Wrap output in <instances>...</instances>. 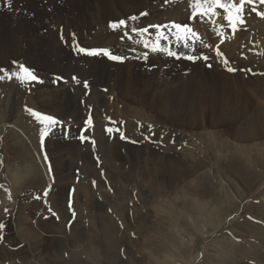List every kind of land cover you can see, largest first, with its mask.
Here are the masks:
<instances>
[{
	"label": "rangeland",
	"instance_id": "1",
	"mask_svg": "<svg viewBox=\"0 0 264 264\" xmlns=\"http://www.w3.org/2000/svg\"><path fill=\"white\" fill-rule=\"evenodd\" d=\"M13 1L18 11L31 9L30 0H12L11 4ZM2 5H7V0H0V7L7 14L8 10ZM257 10L264 12V4H257ZM141 12L147 15L141 17ZM190 14V0H146L143 10H135L129 15H138L139 19L128 23L143 27L187 22L206 44L213 48L219 46L229 61L228 66L237 68L235 73L226 71L221 63L215 62L214 53H210L213 56L211 68L203 61H176L163 54H150L147 63L137 60L125 50L130 42L120 40L122 31L109 29L110 21L107 20L93 21L83 36L74 31L76 38L82 46L113 47L117 54H128L125 62L82 58L72 51L71 45H65L68 50L63 65L46 71L43 67L33 66L29 57L21 56L17 49L20 46L14 43L17 39L9 33L13 36L9 42L11 55L10 58L5 56L6 51L0 47V67L18 70L12 64L18 60L34 69L44 83L33 84L29 90L28 86L19 87L14 79L0 81V119H3L0 127L3 132L10 131L14 138L7 139L6 144L0 147V170L4 175V187L0 189V223L4 224L3 237H6V241L0 242V247H3L0 264H264V17L252 13L250 8L246 9L245 25L235 33L225 30L221 40L214 30L222 21L212 24L207 19H189ZM3 39L6 35L0 31V43ZM236 39L241 45H258V49L252 52L259 56H251V50L245 47L241 53L236 52L234 47H239ZM114 40L121 44V48ZM64 44L62 42V46ZM191 52L192 49L189 54ZM61 54L64 56V52ZM236 54L239 57L235 60ZM74 75L81 82H90L87 96L82 83L77 85L72 81ZM57 76L63 79L53 84L52 80ZM128 83L141 88L138 94L122 91ZM221 84L227 90L219 92V95L226 92L234 95L238 91L239 101L232 98L233 104H229L233 106L226 108L223 103V106L217 105L218 110L212 103L217 104L219 98L207 100L205 106L199 103L198 100L210 91V87L219 90ZM41 88L45 94H35ZM144 92L148 95L145 96ZM242 93L252 94L255 98L253 103L257 109H252L250 116L239 113L242 110ZM236 101L239 104L234 105ZM195 102L198 106L192 109ZM25 105L53 115L70 126L69 138H64L63 127H60L47 139L54 183L47 175L42 156L38 158L39 125L25 111ZM88 106H91L93 127L86 135L91 139L80 142L78 129L84 126L89 114ZM182 108L181 114L193 118V121L181 125L178 119L167 120L171 109ZM219 108L226 112L220 118ZM231 116L233 119L229 120ZM245 122L251 124L240 128ZM149 124L153 126L152 132L148 130ZM106 127L120 128L127 139L121 140L118 133L109 135ZM145 136H150V139L145 140ZM173 139L175 143L172 144ZM138 166H146L144 168L149 170L147 172L154 183L145 182L141 191L139 179H132ZM226 167L231 169L226 170ZM7 171L23 174L18 188L11 186ZM48 186H51V192L45 204L43 190ZM73 188L77 219L69 229L67 224L72 217L67 206V193ZM9 190L11 200L8 198ZM217 194L218 202L215 201ZM226 194L240 205L232 210L229 206L223 208ZM37 195L39 200L35 199ZM48 206L59 219L51 216ZM39 236L43 237L40 242ZM158 251L160 254L156 255Z\"/></svg>",
	"mask_w": 264,
	"mask_h": 264
},
{
	"label": "snow or ice",
	"instance_id": "2",
	"mask_svg": "<svg viewBox=\"0 0 264 264\" xmlns=\"http://www.w3.org/2000/svg\"><path fill=\"white\" fill-rule=\"evenodd\" d=\"M12 0H7V6L10 9ZM257 4H264V0H190L191 14L189 19L201 18L207 19L212 24H217L218 21H222L218 24L215 30V34L218 38L223 40L225 30L230 29L235 33L239 28L245 25V12L250 8L252 13L257 16L264 17V12L257 10ZM31 15V14H30ZM146 12H141L139 16H146ZM139 19L137 15H131L127 19H119L117 21H110L108 28L113 31H122L120 40L123 42L127 40L130 42V46L126 49L128 53L133 54V58L137 60L149 61L150 54H163L168 58H174L176 61L185 60L189 62L203 61L208 68L213 67V56L210 53H214L215 62L221 63L226 71L235 73L237 68L229 67V61L224 57L219 46L213 48L211 45L204 42L193 27L187 22H169L164 24H149L147 26L138 27L129 25L128 21L136 22ZM150 29L154 31H150ZM71 48L72 51L82 58H106L109 61L123 63L129 56L125 54H117L112 48L109 47H87L82 46L75 33H71ZM60 39L62 42H67L61 29ZM136 46H140L137 48ZM179 50H174V47ZM198 46V48H197ZM143 49V51H140ZM192 49L191 54L189 50ZM139 52V55H135ZM13 66L18 69L15 71H9L7 68L0 67V81H12L13 79L18 82V86L24 88L28 86L29 90L33 84H43L44 81L36 74L35 70L24 63L17 61L12 62ZM152 67H155L154 65ZM148 70H151L149 68ZM242 71H250V69H241ZM63 77H55L52 83L55 84L62 80ZM72 81L75 84L80 85L82 83L85 89L84 95L87 96L90 90V82L88 80H81L75 75L72 77ZM65 83L67 81H64ZM105 91H107L105 89ZM89 107V114L84 120V126L78 129V140L80 142L88 141L91 138L86 135L93 127V117L91 115V106ZM25 111L30 114L32 118L38 123V143H39V156H42L43 165L47 168V175L52 178L54 183L53 168L50 162V157L47 154V139L50 138L55 131L63 127V136L65 139L70 136V126L64 125V122L59 120L53 115L42 113L38 110L32 109L25 105ZM115 123V121H113ZM152 125H148L149 132H152ZM106 133L109 135L118 133L121 140L127 139L125 134L118 127H106ZM150 136H145V140H149ZM93 145L95 141H91ZM136 143V141H132ZM172 143H175L173 139ZM0 167H2V157H0ZM95 181L93 185L95 186ZM3 185H0V189H3ZM111 190V189H110ZM51 192V186L45 187L43 190V196L45 197V204H47V197ZM75 189H71L67 196V206L71 213V219L68 221L67 227L70 229L74 224L77 213L74 210V196ZM9 200L12 199L10 190L8 192ZM35 199L39 200L40 196L37 195ZM48 212L52 217L59 219L58 214L48 206ZM8 212V209H5ZM48 217L46 216L45 219ZM122 226V225H121ZM3 229L4 224L0 223V241H3ZM123 252V250H122Z\"/></svg>",
	"mask_w": 264,
	"mask_h": 264
},
{
	"label": "bare ground",
	"instance_id": "3",
	"mask_svg": "<svg viewBox=\"0 0 264 264\" xmlns=\"http://www.w3.org/2000/svg\"><path fill=\"white\" fill-rule=\"evenodd\" d=\"M132 1L131 5L130 2ZM184 2L185 0H180ZM2 2V1H1ZM179 2V1H178ZM22 3V2H21ZM31 3V9L27 11H18L15 5V1H13V4H11L10 9L8 8L7 5H2L5 7L8 12L7 14L5 13L0 7V31L6 35V39H3L0 43V47H2V50H5L7 57L10 58L9 55V50H10V41H12L13 36L10 35L9 33L14 34L15 38L17 39L14 41L15 46H20L17 48L20 50V54L23 57H29L31 63H33V66H39L45 68L46 71H53L54 67L57 69V67L63 65L67 58V48L65 45L70 46L71 45V33H78L79 35L83 36L87 33L88 29L91 28L93 25V21L95 23L96 20H107V21H117L122 17L129 16L130 13H134L135 10H143L145 7L146 0H30ZM261 7V6H260ZM23 8V7H22ZM31 14V15H30ZM138 16V15H137ZM23 24H22V23ZM20 24V25H19ZM24 25V26H23ZM213 26V25H212ZM215 28V27H214ZM61 29H63V34L65 36V40L67 41L63 46H62V41L60 39V33ZM94 28L92 27L91 30ZM198 29V28H197ZM216 29V28H215ZM196 30V29H195ZM204 29H201V31ZM207 30V29H206ZM152 31V30H151ZM213 31V29L211 30ZM210 31V32H211ZM215 31V30H214ZM117 32V31H116ZM120 32V31H119ZM89 33V32H88ZM206 35V34H205ZM77 36V35H76ZM19 38V39H18ZM85 39V38H84ZM116 41V40H114ZM232 41V40H231ZM235 43H238L239 45V51H241V43L236 39ZM221 42V41H220ZM230 43V41H228ZM227 43V44H228ZM112 44V43H111ZM116 45L120 46L121 44L116 41ZM125 45V43L123 44ZM128 45V44H127ZM226 45V44H225ZM38 46V47H37ZM124 47V46H123ZM113 48V47H112ZM121 48V46H120ZM127 48V47H125ZM228 48V47H227ZM260 48V47H259ZM115 49V48H113ZM230 49V47H229ZM15 50V51H18ZM126 50V49H125ZM141 50V49H140ZM232 50V49H231ZM14 51V52H15ZM64 52V56L61 54ZM230 52V50H229ZM227 52V53H229ZM13 53V52H12ZM18 54V52H16ZM234 53V52H233ZM14 55V54H12ZM128 55V54H127ZM241 56L244 54H240ZM18 56V55H17ZM231 56V53L228 55ZM16 57V56H15ZM14 57V58H15ZM154 57V56H153ZM160 57V56H159ZM233 57V56H232ZM239 55L236 54V58H238ZM226 58V57H225ZM229 58V57H228ZM7 59V58H6ZM17 59V58H15ZM3 61V60H1ZM18 61V60H16ZM254 61V60H253ZM251 62V61H250ZM1 63V62H0ZM252 63V62H251ZM254 63V62H253ZM257 63V62H256ZM4 64V63H3ZM84 64V63H83ZM255 64V63H254ZM258 64V63H257ZM1 65V64H0ZM7 65V64H5ZM74 65V63H73ZM95 65V64H94ZM4 66V65H3ZM72 66V65H70ZM78 66V65H77ZM178 66V65H177ZM176 66V67H177ZM257 66V65H256ZM73 67V66H72ZM145 67V66H144ZM255 67V66H254ZM80 71V70H79ZM85 71V70H84ZM78 73V72H77ZM76 73V74H77ZM83 74V72H82ZM137 76V75H136ZM139 77V76H138ZM143 77V75H142ZM196 77V76H195ZM224 80V79H223ZM138 81V80H137ZM113 82V81H112ZM191 82V81H189ZM258 82V81H257ZM263 82V81H262ZM261 82V84H262ZM145 83V82H144ZM203 83V82H202ZM151 84V83H150ZM36 85V84H35ZM43 85V84H42ZM115 85V84H114ZM118 85V84H117ZM143 85V84H142ZM222 88L221 89H216L210 87V91H208L206 94H204L203 98H201L199 103L203 106H205L207 100H211L213 97L214 98H219L220 100L216 103H212L213 108H216L217 105L219 106L220 104L224 103V107L229 108V103H233L232 97L227 95V94H222L219 95L218 93H222V91L227 90L224 86V84H221ZM252 85V84H251ZM146 86V85H145ZM148 86V84H147ZM151 86V85H150ZM38 87V86H37ZM40 87V86H39ZM48 87V85H47ZM142 87V86H141ZM153 87V86H152ZM254 87V84H253ZM258 87V86H257ZM27 88V87H26ZM45 88V87H42ZM41 88V91L38 90L37 93L38 95H44L45 93L42 91L43 89ZM172 89V88H171ZM198 89V88H197ZM24 90V89H23ZM69 90V89H68ZM113 91V89H110ZM141 88L136 85V84H131L128 83L122 87V91L124 92H137L140 91ZM150 90V89H149ZM159 90V89H158ZM157 90V91H158ZM167 90V89H166ZM170 90V89H169ZM176 90V89H175ZM35 91V90H34ZM37 91V90H36ZM62 91V90H61ZM20 92V91H19ZM33 92V91H32ZM111 93V92H110ZM151 93V92H150ZM237 93V92H236ZM60 94V93H59ZM64 94V93H62ZM119 94V93H118ZM146 93L144 92V95ZM164 94V93H163ZM234 94V93H233ZM243 94V93H242ZM50 95V94H49ZM148 95V94H147ZM145 95V96H147ZM219 95V96H218ZM238 95V94H237ZM245 94H243L244 96ZM18 96V95H17ZM52 96V95H51ZM223 96V99L221 100V97ZM234 96V95H233ZM40 97V96H39ZM50 97V96H49ZM62 97V96H60ZM64 97V96H63ZM162 97V96H161ZM46 98V97H45ZM137 98V96H136ZM234 98V97H233ZM243 98V97H242ZM241 98V99H242ZM245 98V97H244ZM43 99V98H41ZM40 99V100H41ZM59 99V98H58ZM190 99V98H189ZM193 99V98H192ZM230 99V101H228ZM240 99V100H241ZM25 100V99H24ZM107 100V99H106ZM133 100V99H131ZM142 100V99H141ZM239 101V99H237ZM28 101V100H27ZM140 101V100H139ZM194 101V100H193ZM208 101V103H209ZM251 101V100H250ZM46 102V101H45ZM44 102V103H45ZM136 102V101H135ZM186 102V101H185ZM237 102V101H236ZM43 103V102H42ZM51 103V102H50ZM64 103V102H63ZM59 104V103H58ZM198 104V103H197ZM195 103L192 104V109H195L198 105ZM251 104V103H250ZM62 105V104H61ZM117 105V104H116ZM235 105V104H234ZM13 106V105H12ZM148 106V105H147ZM233 106V105H232ZM241 106V105H240ZM250 106V105H249ZM109 107V106H108ZM178 107V106H176ZM244 107V105L242 106ZM59 108V107H58ZM239 108V105H238ZM106 109V108H105ZM110 109V108H109ZM257 109V108H256ZM255 109V110H256ZM56 110V109H55ZM118 110V109H117ZM218 110V107H217ZM240 110V109H239ZM3 111V110H2ZM120 111V110H119ZM117 111V112H119ZM183 111L182 109H171L168 113V117L166 114H164V117H167L168 121H170L172 118L180 120L181 125L189 124L193 118H187L184 115L181 114ZM241 111V110H240ZM244 111V110H243ZM249 111V110H247ZM254 111V109H253ZM108 112V111H107ZM214 112V111H212ZM228 112V111H227ZM260 112V111H259ZM257 112V113H259ZM112 113V112H111ZM226 112L222 109L219 108V118ZM241 113V112H239ZM209 114V113H208ZM238 114V113H237ZM254 114V113H253ZM109 115V114H108ZM211 115V114H210ZM209 115V116H210ZM228 115H233V114H228ZM256 115V114H255ZM5 116V115H4ZM212 117V116H211ZM210 117V118H211ZM248 117V116H247ZM207 118V117H206ZM254 118V117H253ZM32 119V118H31ZM201 119V118H200ZM233 117H229V120H232ZM252 119V117H251ZM203 120V119H202ZM237 120V119H236ZM264 120V119H263ZM32 121V120H31ZM34 121V120H33ZM193 121V120H192ZM212 121V120H211ZM257 121V120H255ZM199 122V121H198ZM221 122V121H220ZM233 122V121H232ZM237 122V121H236ZM234 122V123H236ZM258 122V121H257ZM261 122V121H260ZM217 123V122H216ZM254 123V122H253ZM256 124V123H255ZM254 124V125H255ZM260 124V123H259ZM258 124V125H259ZM1 125V124H0ZM170 125V124H169ZM204 125V124H203ZM219 125V124H218ZM241 125V124H240ZM243 125V124H242ZM261 125V124H260ZM245 126V125H244ZM256 126V125H255ZM262 126V125H261ZM175 129V128H173ZM188 129V128H187ZM254 129V128H253ZM179 130V129H178ZM263 130V129H261ZM167 132V130H164ZM174 132V131H173ZM181 134V133H180ZM250 134V133H249ZM244 136H246L243 133ZM248 135V133H247ZM263 135V134H262ZM174 136V135H173ZM183 136V135H182ZM248 136H251L248 135ZM248 138V137H247ZM169 139V138H167ZM207 140V139H206ZM6 141V140H5ZM201 141V140H200ZM206 142V141H205ZM207 143V142H206ZM173 144V143H172ZM138 145V144H137ZM108 146V145H107ZM23 147V146H22ZM25 149V148H24ZM194 149V148H193ZM13 150V149H12ZM28 150V149H26ZM19 152V151H16ZM124 152V151H123ZM176 152V151H175ZM20 153V152H19ZM49 153V152H48ZM122 153V152H121ZM120 154V153H119ZM174 154V153H173ZM186 154V153H185ZM2 153L0 151V157ZM20 155V154H19ZM147 155V154H146ZM122 156V155H120ZM145 156V155H143ZM169 156V155H168ZM178 156V155H177ZM140 157V156H139ZM142 157V156H141ZM140 157V158H141ZM22 158V157H21ZM210 158V157H209ZM264 158V157H263ZM166 160V158H165ZM171 160V159H170ZM150 161V160H149ZM154 161V160H153ZM172 161V160H171ZM208 161V160H206ZM256 161V160H255ZM130 162V161H129ZM145 162V160H144ZM132 163V162H131ZM149 163V162H147ZM146 163V165H147ZM152 163V162H151ZM231 163V162H230ZM211 164V163H210ZM259 164V163H258ZM264 164V162H263ZM149 165V164H148ZM147 165V166H148ZM167 165V164H166ZM212 165V164H211ZM248 165V164H247ZM141 166V165H140ZM143 166V165H142ZM153 166V165H152ZM139 167V166H138ZM146 167V166H144ZM144 167H139L135 171H133V178L139 179L138 187L139 190L141 191L143 185L145 182H149L150 184H154L153 178H150V175ZM151 167V166H150ZM186 167H188L186 165ZM2 168V167H0ZM150 169V168H149ZM171 169V168H170ZM231 169L230 167H226V170ZM188 170V169H187ZM0 172H3L2 169ZM8 173L4 172L7 174V177L10 179V184L12 187H17L19 184V179H21L22 175L18 174L17 171H7ZM132 172V170H131ZM152 172V171H151ZM170 173V172H169ZM9 174V175H8ZM163 174V173H162ZM180 174V173H179ZM101 175V174H100ZM129 175V174H128ZM171 175V174H170ZM35 176V175H34ZM124 176V175H123ZM167 176V174L165 175ZM137 177V178H136ZM163 177V176H162ZM173 177V176H172ZM31 178V177H29ZM43 178V177H42ZM57 178V177H56ZM123 178V177H122ZM128 178V177H127ZM117 179V178H116ZM134 179V181H135ZM172 179V178H171ZM124 180V179H123ZM131 180V179H130ZM180 180V179H179ZM206 180V179H205ZM21 181H23L21 179ZM27 181V180H26ZM125 181V180H124ZM173 181V180H172ZM202 181V180H201ZM201 181H199L201 183ZM204 181V179H203ZM202 181V182H203ZM126 182V181H125ZM246 182V181H245ZM208 183V182H207ZM206 183V184H207ZM133 184V183H132ZM210 184V183H209ZM134 185V184H133ZM205 185V184H204ZM245 185V184H244ZM20 186V185H19ZM206 186V185H205ZM21 187V186H20ZM23 187V186H22ZM159 188V187H158ZM197 188V187H196ZM223 188V187H222ZM229 188V187H228ZM204 189V188H203ZM224 189V188H223ZM112 190V189H111ZM63 192V191H62ZM68 194V193H67ZM236 195L238 193H235ZM240 194V193H239ZM262 195V194H261ZM32 197V196H29ZM216 198V197H215ZM30 199V198H29ZM264 199V198H263ZM7 200V199H6ZM124 200V199H123ZM214 200V199H213ZM17 202V201H16ZM125 202V201H124ZM236 202V201H235ZM263 202V201H261ZM1 203V202H0ZM11 203V202H10ZM23 203V202H22ZM123 203V202H122ZM20 206V205H19ZM229 206V205H228ZM23 207V206H22ZM100 209H102L100 207ZM137 209H139L137 207ZM264 209V208H263ZM57 210V209H56ZM62 210V209H61ZM229 210V209H228ZM257 210V209H256ZM143 211V210H139ZM227 211V210H226ZM258 211V210H257ZM263 211V210H262ZM19 212V211H18ZM22 212V211H21ZM145 212V210H144ZM143 212V214H144ZM148 212V211H147ZM222 212V211H221ZM261 212V211H260ZM29 213V212H28ZM64 213V212H63ZM133 213V211H132ZM220 213V212H219ZM259 213V212H258ZM22 214V213H21ZM10 215V214H9ZM105 215V214H104ZM118 215V213H117ZM148 215V214H147ZM192 215V214H191ZM27 216V215H26ZM132 216V215H131ZM159 216V215H158ZM167 216V215H166ZM16 217V216H15ZM119 217V215H118ZM164 217V216H163ZM162 217V218H163ZM21 218V217H19ZM67 218V217H66ZM160 218V216H159ZM169 218V217H168ZM8 219V218H7ZM5 219V220H7ZM13 219V218H12ZM42 219V218H40ZM77 219V218H76ZM120 219V218H119ZM161 219V218H160ZM21 220V219H20ZM108 220V219H107ZM155 220V219H154ZM23 221V220H22ZM158 221V219H157ZM163 221V220H162ZM217 221V220H216ZM3 222V221H2ZM21 222V221H20ZM96 222V221H95ZM164 222V221H163ZM171 222V219H170ZM13 223V221H12ZM19 223V222H18ZM24 223V221H23ZM43 223V221H42ZM80 223V222H79ZM151 223V222H150ZM173 223V221H172ZM197 223V221H196ZM8 224V222L6 223ZM20 224V223H19ZM45 224V223H44ZM88 224V223H87ZM92 224V223H91ZM145 224V223H144ZM171 224V223H170ZM23 225V224H22ZM16 226V224H15ZM103 226V225H102ZM168 226V224H167ZM24 227V226H23ZM125 227V226H124ZM142 227V226H141ZM146 227V225H145ZM159 227V226H158ZM22 228V227H21ZM63 228V227H62ZM76 228V227H75ZM74 228V229H75ZM101 228V227H100ZM134 228V227H133ZM16 229V228H15ZM14 229V230H15ZM20 229V228H19ZM27 229V228H26ZM25 229V230H26ZM32 229V228H31ZM30 229V230H31ZM120 229V228H119ZM146 229V228H145ZM152 229V228H151ZM174 229V228H173ZM28 230V229H27ZM136 230V229H135ZM147 230V229H146ZM156 230V229H155ZM17 231V230H15ZM22 232V231H21ZM33 232V231H32ZM92 232V231H91ZM18 232H16L17 234ZM132 233V232H131ZM27 234V233H26ZM130 234V233H129ZM52 235V234H51ZM59 235V234H58ZM68 235V234H67ZM123 235V234H122ZM127 235V234H126ZM4 236V235H3ZM6 236V235H5ZM18 236V235H17ZM22 235H20L21 237ZM32 236V235H31ZM134 236V235H133ZM13 237V236H12ZM23 237V236H22ZM29 237V235H28ZM128 237V236H127ZM6 237H4L5 239ZM8 238V237H7ZM17 238V237H16ZM131 238V237H130ZM205 238V237H203ZM12 239V238H11ZM23 238H21L22 240ZM37 239L38 242L42 241L43 237L39 236ZM119 239V238H118ZM20 240V239H19ZM24 240V239H23ZM26 240V239H25ZM124 240V239H123ZM138 240V239H136ZM141 240V239H140ZM6 241V239H5ZM9 240H7L8 242ZM15 241V240H13ZM17 241V240H16ZM29 241V240H28ZM117 241V240H116ZM115 241V242H116ZM19 242V241H18ZM36 242V240H35ZM125 243V242H124ZM11 244V243H10ZM9 244V245H10ZM14 244V243H12ZM17 244V243H16ZM42 244V243H41ZM128 244V243H127ZM126 244V245H127ZM135 244V242H134ZM139 244V242L137 243ZM113 245V244H112ZM140 246H144L143 243L140 242ZM138 245V246H139ZM14 246V245H12ZM125 246V245H124ZM139 246V247H140ZM38 247V246H37ZM42 247V246H41ZM113 247V246H112ZM3 248V247H2ZM10 248V247H9ZM8 248V249H9ZM40 248V247H39ZM38 248V249H39ZM45 248V247H44ZM36 249V248H35ZM40 250H42L40 248ZM156 250V249H154ZM162 251V250H161ZM191 251V250H190ZM115 252V251H114ZM153 252V251H152ZM41 254V253H40ZM156 255L160 254V251L155 253ZM6 254H4L5 256ZM9 255V254H7ZM6 255V256H7ZM31 255V254H30ZM53 255V254H52ZM18 256V255H17ZM28 256V255H26ZM7 258V257H6ZM10 258V257H9ZM14 258V257H13ZM22 258V255H21ZM25 258V256H24ZM27 258V257H26ZM29 258V257H28ZM27 258V259H28ZM39 258V257H38ZM135 258V256H134ZM17 259V258H16ZM57 259V258H56ZM68 259V258H67ZM71 259V258H70ZM26 260V259H25ZM41 260V259H40ZM61 260V259H60ZM1 261V260H0ZM144 261V260H143ZM5 262V261H4ZM15 262V261H14ZM17 262V261H16ZM25 262V261H23ZM29 262V261H28ZM39 262V261H38ZM60 262V261H59ZM22 263V262H21ZM30 263V262H29ZM130 263V262H129ZM176 263V262H175ZM15 264V263H14ZM19 264V263H17ZM47 264V263H46ZM182 264V263H181Z\"/></svg>",
	"mask_w": 264,
	"mask_h": 264
},
{
	"label": "crops",
	"instance_id": "4",
	"mask_svg": "<svg viewBox=\"0 0 264 264\" xmlns=\"http://www.w3.org/2000/svg\"><path fill=\"white\" fill-rule=\"evenodd\" d=\"M243 47H245L246 49H248V50H251V52L252 51H254V50H257L258 49V45L256 46V45H254V44H246V45H242L241 46V51L243 50ZM234 49H235V51L236 52H240L239 51V47L238 48H236V46L234 47ZM241 53V52H240ZM251 56H253V57H255V56H259V54H256V53H253L252 52V54H251ZM225 94H227V95H229V96H231L232 98L234 97L235 99H237L238 98V95H239V92L237 91V93L235 92V94H234V96L231 94H229V92H226ZM238 94V95H237ZM243 94H245L244 96H242L243 98H242V102L240 103L242 106L244 105V107H242V110H241V113L240 114H242V115H251L252 114V109H254V108H256V105L253 103L254 101H255V98L253 97V95L252 94H249V93H243ZM242 94V95H243ZM252 95V96H251ZM245 97V98H244ZM221 98H223V96L221 97ZM263 99H264V97H263ZM251 100V101H250ZM251 103V104H250ZM233 104V103H232ZM235 105H237V104H239L238 102H235L234 103ZM250 105V106H249ZM229 106H232L231 104H229ZM244 110V111H243ZM247 110H249V111H247ZM10 114H11V112H10ZM0 121H3V119L1 118L0 119ZM251 124V122H245L243 125H239L240 126V128H243V127H246V126H248V125H250ZM245 125V126H244ZM24 135H27V133L26 134H24ZM7 139H11V140H13L14 138H13V136H12V134H11V132L9 131V132H3V129H1V127H0V147H3L5 144H6V141L5 140H7ZM2 178H4V175L2 174V172H0V184L1 185H3V182H2ZM198 193V192H197ZM226 197H227V201H226V203H225V206L223 207V208H225L226 206H228L229 205V208H230V210H232V209H235L238 205H240L239 203H238V201H231L232 199L230 198V196H229V194H226ZM194 198H198L197 196H195ZM237 198H240V195H237ZM241 199V198H240ZM194 200V199H193ZM215 201L216 202H218L219 201V199H218V194H217V198H215ZM194 202H198V201H194ZM249 204V203H248ZM251 205V204H250ZM1 242V241H0ZM2 253H3V248H2V246L0 247V259H1V256H2Z\"/></svg>",
	"mask_w": 264,
	"mask_h": 264
}]
</instances>
